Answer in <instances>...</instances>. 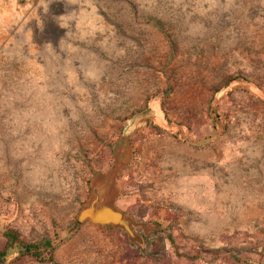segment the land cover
Here are the masks:
<instances>
[{
	"label": "rangeland",
	"instance_id": "rangeland-1",
	"mask_svg": "<svg viewBox=\"0 0 264 264\" xmlns=\"http://www.w3.org/2000/svg\"><path fill=\"white\" fill-rule=\"evenodd\" d=\"M0 264H264V0H0Z\"/></svg>",
	"mask_w": 264,
	"mask_h": 264
},
{
	"label": "water",
	"instance_id": "water-1",
	"mask_svg": "<svg viewBox=\"0 0 264 264\" xmlns=\"http://www.w3.org/2000/svg\"><path fill=\"white\" fill-rule=\"evenodd\" d=\"M97 187L95 188L96 191L92 200L80 210L77 221L81 222L85 219H90L95 223L112 224L123 228L129 236H132L133 232L130 228V220L112 203L104 201Z\"/></svg>",
	"mask_w": 264,
	"mask_h": 264
},
{
	"label": "trees",
	"instance_id": "trees-1",
	"mask_svg": "<svg viewBox=\"0 0 264 264\" xmlns=\"http://www.w3.org/2000/svg\"><path fill=\"white\" fill-rule=\"evenodd\" d=\"M27 248H31V245H26V249H27Z\"/></svg>",
	"mask_w": 264,
	"mask_h": 264
},
{
	"label": "bare ground",
	"instance_id": "bare-ground-1",
	"mask_svg": "<svg viewBox=\"0 0 264 264\" xmlns=\"http://www.w3.org/2000/svg\"><path fill=\"white\" fill-rule=\"evenodd\" d=\"M98 188V187H97Z\"/></svg>",
	"mask_w": 264,
	"mask_h": 264
}]
</instances>
